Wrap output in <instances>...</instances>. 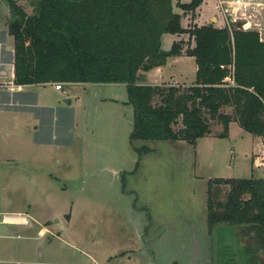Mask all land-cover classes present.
I'll use <instances>...</instances> for the list:
<instances>
[{"label":"rangeland","instance_id":"obj_1","mask_svg":"<svg viewBox=\"0 0 264 264\" xmlns=\"http://www.w3.org/2000/svg\"><path fill=\"white\" fill-rule=\"evenodd\" d=\"M218 1L202 0L200 11L194 12L174 6L181 16V28L227 27L222 12L216 11ZM227 1L233 5L227 16L229 33L237 30L242 11L264 25V0ZM17 3L27 14L32 13L25 0ZM188 4V0L180 1V5ZM9 13L7 10L8 21ZM199 13L213 20L202 22ZM0 18L7 33L1 10ZM0 40L10 44L2 33ZM174 42L181 43L184 50L193 47L185 33L164 34L161 49L169 51ZM194 62L185 60L165 67L159 75L150 70L146 76L150 83L146 84L183 90L195 80ZM5 85L11 84L0 79V219L17 225L26 220L13 215L25 216L35 229L13 230V235L22 237L34 238L40 226L48 229L29 243L12 241L16 252L13 257L4 256L6 260L31 264H206V258H212L210 241L224 242L222 234L212 237L207 227L208 182L264 179V140L234 122L229 124L227 136L220 138L221 124L209 121L210 135L195 145L166 141L131 144L134 109L122 85L59 82L21 89ZM56 85H61L62 91H56ZM221 113L232 116L229 108H222ZM180 128L179 123L174 126ZM218 187L212 191L224 200L228 187ZM234 227L241 236L242 260L248 255L253 264H264L254 229L249 225ZM226 229L233 239L231 228ZM224 246L216 250V262L236 264L237 258L229 262L221 255L228 251ZM235 246L241 250L239 243ZM147 250L150 253L145 258L142 254Z\"/></svg>","mask_w":264,"mask_h":264},{"label":"trees","instance_id":"obj_2","mask_svg":"<svg viewBox=\"0 0 264 264\" xmlns=\"http://www.w3.org/2000/svg\"><path fill=\"white\" fill-rule=\"evenodd\" d=\"M25 1L31 14L17 0H3L14 45L13 85L124 86L134 109L131 144L195 145L210 135L209 121L221 124L220 138L234 122L264 140V41L258 32L229 33L212 25L184 31L174 6L194 12L202 0H188V5H180L181 0ZM182 33L193 47L184 50L174 42L169 51L161 49L164 34ZM183 54L196 64L193 85L181 90L146 84L147 72ZM222 108L231 109L232 116ZM178 123L181 128L175 130ZM214 186L228 187L224 200L213 193ZM206 223L209 228L249 225L264 252V179L210 180Z\"/></svg>","mask_w":264,"mask_h":264},{"label":"crops","instance_id":"obj_3","mask_svg":"<svg viewBox=\"0 0 264 264\" xmlns=\"http://www.w3.org/2000/svg\"><path fill=\"white\" fill-rule=\"evenodd\" d=\"M226 1L227 0H225V2ZM2 6H6V4L2 3L0 1V10H1L2 15H3V20L6 21V23H8V15H6L8 7L6 6V8H5V7H2ZM217 10H218V5L216 7V11ZM199 11H200V8H199ZM240 15H241V17H240L241 19L240 20L243 23H248V25H249L248 30H255L256 32H258L261 40L264 41V25H263V23L261 24L256 16H255L256 17L255 19H253L252 17H248L247 16V11H242L240 13ZM198 19L200 21H202V22H204L207 19L208 20H213L211 17L201 16V14H200ZM1 20L2 19L0 18V33L4 34V38L6 36L8 41L10 40V44L7 45L6 43H3L2 40H0V79H4L5 81L8 82V84H11V85H5L8 88L9 87L10 88H19V89H21V88H29L31 86H15V85H13V78H14V64H13L14 52L9 49V45L10 46L13 45V39H12L11 36L8 35V31H7V33H5V30H2L1 25H3V23L1 22ZM11 42H12V45H11ZM7 50L10 51V52L12 51V52L10 53ZM6 57H10V59H7ZM185 60H193L194 61V59L191 58V57H182V56L172 57V58L168 59L167 64L165 66H162L160 68L154 69L155 73H156V75H159L163 71V68H165V67H173L174 65L183 64ZM195 66H196V64H195ZM147 74H148V72L145 74V82L146 83L149 82L147 80V78H146ZM195 74H196V67H195ZM194 81H191V83L192 82L194 83ZM148 85L158 86V85H153V84H148ZM188 86H190V85H188ZM2 104L5 105V101H3ZM27 105L29 106V104H27ZM1 107L4 108L6 106H1ZM263 143H264V141H263ZM258 179H260V178H258ZM13 216H22V217L25 218L26 221H25V223H18L17 225H10V224H7L4 220L1 221V219H0V264H23V263L24 264H31L30 262H26V261L23 262V261L10 260V259L6 260L3 257L7 256V255L8 256L9 255L12 256L13 254H15V252H16L15 250L16 249H14V248L16 247V245H14V243H12V241L21 240V241H26L27 243H29V242L33 241L34 239L37 240L38 236L39 235H43L44 233H46L48 231V229L46 227H44V226H40L38 228L37 235L34 238L33 237H28V236H25V237L23 236L22 237L19 234L18 235H13L12 234L13 230H21L22 229V230L28 231V230L35 229V225H33L31 222H28V220H27V218L25 216L19 215V214L18 215H13ZM37 225L38 224L36 223V226ZM146 253H150V252H148V250H147L145 252V254H142L143 257H145ZM86 255H88V254H86ZM88 256L91 258L92 261H94V259L90 255H88ZM146 263L148 264V261Z\"/></svg>","mask_w":264,"mask_h":264},{"label":"flooded vegetation","instance_id":"obj_4","mask_svg":"<svg viewBox=\"0 0 264 264\" xmlns=\"http://www.w3.org/2000/svg\"><path fill=\"white\" fill-rule=\"evenodd\" d=\"M208 227V226H207ZM226 228H231L232 230V236L234 237L233 239L230 238V233H226L227 229ZM209 231L212 235V237H218L220 234H222V238L223 241L225 242H221L219 245L217 243L211 242L210 241V251L212 250V258L208 257L206 258V264L210 263V264H218V262H216L217 259V255L216 254V250H218L220 248V246H224L227 248L228 251H223L221 253V255H225L227 257V259L229 260V262H231L230 260L235 262V259L237 258L238 261H236V264H253L252 259L246 255V257L242 260V256L244 257V249L242 250V241H241V236L239 234L236 233V229L234 226L231 225H225V226H221V225H216L212 228H209ZM239 243V247L241 250H238V248H236L235 244ZM218 253V252H217ZM242 261H245V263H242ZM235 264V263H234Z\"/></svg>","mask_w":264,"mask_h":264},{"label":"built area","instance_id":"obj_5","mask_svg":"<svg viewBox=\"0 0 264 264\" xmlns=\"http://www.w3.org/2000/svg\"><path fill=\"white\" fill-rule=\"evenodd\" d=\"M228 2L229 1H218V9L222 12V14L224 15V18H225V20H226V28L230 31V27H229V23H228V19H227V16H230V13H229V11H230V8H232L233 7V5H228ZM232 4H233V2H231ZM225 7V8H224ZM235 15V14H234ZM236 16V15H235ZM241 23H242V30H248V28H249V25H248V23H243L240 19H238ZM239 22V23H240ZM235 23H236V21H235ZM238 23V22H237ZM236 23V24H237ZM237 26V25H236ZM54 89L56 90V91H62V86L61 85H56L55 87H54Z\"/></svg>","mask_w":264,"mask_h":264},{"label":"water","instance_id":"obj_6","mask_svg":"<svg viewBox=\"0 0 264 264\" xmlns=\"http://www.w3.org/2000/svg\"><path fill=\"white\" fill-rule=\"evenodd\" d=\"M236 27H237V29L242 30V27H243V26H242V23H238ZM66 103H67L68 105H70V101H69V100H66ZM199 105H200V104H199Z\"/></svg>","mask_w":264,"mask_h":264}]
</instances>
